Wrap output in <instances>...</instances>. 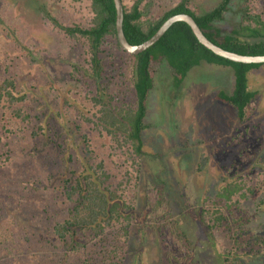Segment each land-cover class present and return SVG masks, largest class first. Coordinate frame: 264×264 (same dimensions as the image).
I'll use <instances>...</instances> for the list:
<instances>
[{
	"label": "rangeland",
	"instance_id": "rangeland-1",
	"mask_svg": "<svg viewBox=\"0 0 264 264\" xmlns=\"http://www.w3.org/2000/svg\"><path fill=\"white\" fill-rule=\"evenodd\" d=\"M178 1L145 0L142 7L145 13L157 16ZM252 1L233 0L224 24H235ZM218 2L191 0V6L202 13ZM254 6L255 11H260L258 2ZM49 16L65 25L85 22L90 20L88 1L0 0V76L12 77L19 85H31V91L42 94L37 96L38 104L32 101L36 100L35 96L29 98L28 105L35 110L29 111L33 126L37 123L35 116L38 113L42 116L44 111L37 109L40 103L45 104L44 96L52 106L62 107V113L67 114L64 120L60 118L61 122L55 116H48L46 132L51 137L64 136L69 130L77 142L82 140V133L87 134L98 154L104 155L103 140L83 120L81 112L91 117L89 112L94 111L91 98L98 97L101 85L105 88L103 94L119 90L122 95L130 94L127 83L123 84L117 77V68L122 66L126 56L115 51V63L109 62L110 76L99 83L85 77L83 69L81 76L72 75L73 65H84L86 48L54 26ZM248 78L250 88L258 90V95L244 123L238 121L230 105L215 99L218 93H230L233 89L234 75L229 67L202 63L188 73L178 91L172 86L169 69L163 67L147 100L145 122L149 127L143 131L145 155L141 158L137 203H143L146 189L155 197L164 182L165 199L180 222L179 232L185 231L187 238L205 248L197 264H223L221 260L227 251L237 248L233 227L221 225L212 230L206 222L198 221L204 199L215 196L227 180L253 181L264 174V65L252 70ZM57 96L70 100L72 107L58 101ZM2 115L1 111L0 264H85L86 259L98 260L97 242L96 247L90 245L86 250L75 251L54 234L55 224L63 220L67 210L60 182H53L61 170L63 162L59 157L63 155L41 161L43 156L37 155L34 149L42 143L40 138L32 137L33 126L14 124ZM80 143L81 148H85ZM50 147L51 144L47 148L42 145L40 149L50 154ZM262 199L264 187L243 200L236 212L237 216L250 215L248 231L240 239V244L246 245L248 241L254 249H248L252 255L249 259L244 257L246 264H264V255L250 238L257 232L264 235V206L259 205ZM138 229L140 227L133 229L124 264H167L166 244L172 243L171 230L166 229L160 237L150 227L145 231L140 229L141 235ZM91 251L92 255L88 256Z\"/></svg>",
	"mask_w": 264,
	"mask_h": 264
},
{
	"label": "trees",
	"instance_id": "trees-1",
	"mask_svg": "<svg viewBox=\"0 0 264 264\" xmlns=\"http://www.w3.org/2000/svg\"><path fill=\"white\" fill-rule=\"evenodd\" d=\"M87 1L90 20L65 25L55 17H49L54 26L86 48L84 65H73L72 75L81 76L83 69L85 77L99 83L110 76L109 62L115 63L117 59L114 52L119 51L126 56L122 66L117 68V77L122 79L123 84L127 83L130 94L122 95L120 90L103 94L105 88L101 85L98 97L91 98L94 108L92 113L89 112L91 117L81 112L83 120L103 140L101 146L104 155L98 154L87 134L82 133V140L77 142L72 139L69 130L64 136L51 137L46 132L48 116H55L60 121L67 114L62 113V107L52 106L44 96L42 100L45 104L37 105L38 110L40 107L44 111L41 112L42 116L39 113L35 116L37 123L33 126L34 120L32 121L29 111L35 110L28 105L29 98L35 96L36 100L32 101L38 104L37 96L42 94L31 91V85H19L9 76H0V113L2 111V116L8 117L6 120L13 121L14 124L18 125L19 122L33 126L31 135L33 138H40L41 147L43 145L47 148L51 144L50 154H45L41 147L34 149L37 155L43 156L41 161L63 155L59 157L63 162L61 170L53 178V182L59 180L67 210L63 220L55 224L54 234L75 251L83 248L86 250L90 245L96 247L97 242L98 260L86 259L85 264H124V255L134 227L142 230L150 227L160 237L164 236L166 229L171 230L173 240L166 244V263L197 264V259L205 248H200L187 238L185 231L179 232L180 222L171 213L169 202L165 199L164 182L155 197L150 195L151 190L146 189L143 203H137L140 198L138 188L141 158L145 155L143 131L149 127L145 122L147 100L155 88L156 76L163 67L169 69L172 86L176 91L181 89L188 73L202 63L229 67L234 75L233 89L230 93H218L215 99L230 105L236 111L238 121L244 123L248 119L250 106L258 95V90L250 88L248 74L264 63L234 62L216 55L198 41L185 22L174 23L153 46L138 55H131L122 49L117 38L114 0ZM121 1L124 11L123 30L132 45H139L150 39L171 16L189 14L204 35L219 47L241 55L264 56V0L249 2L233 25L224 24L233 0H219L212 9L202 13L192 8L191 0H179L157 16L145 13L142 7L145 0ZM255 2L261 6L258 12L254 10ZM57 98L72 107L70 100L61 96ZM6 130L13 133L12 130ZM16 132H20L19 127ZM80 142L85 148H81ZM109 164L114 165L113 168ZM252 180H227L218 188L215 196L204 199L200 218H197L198 221L206 222L207 227L212 230L221 225L234 228L232 233L237 248L233 252L227 251L221 260L223 264H246L244 257L249 259L252 255L248 249L254 251L248 241L246 245L240 244V239L248 231L250 215H236L242 201L264 187V174ZM259 205L264 206L263 199L259 201ZM140 229L138 233L141 235ZM253 235L250 237L253 239L252 244L259 247L263 256L264 235L258 232ZM239 250H243V253L240 254ZM92 252H88V256Z\"/></svg>",
	"mask_w": 264,
	"mask_h": 264
},
{
	"label": "water",
	"instance_id": "water-1",
	"mask_svg": "<svg viewBox=\"0 0 264 264\" xmlns=\"http://www.w3.org/2000/svg\"><path fill=\"white\" fill-rule=\"evenodd\" d=\"M116 8V31L118 41L124 51L131 55H138L149 47L153 46L160 38L167 32V30L176 22H185L192 29L194 35L198 41L203 44L206 48L214 52L216 55L226 58L234 62L241 63H264V56H251V55H241L234 52L227 51L218 45L210 41L202 32L194 18L189 14H177L168 18L158 31L147 41L139 45H132L128 42L124 30H123V21H124V11L121 0H114Z\"/></svg>",
	"mask_w": 264,
	"mask_h": 264
}]
</instances>
